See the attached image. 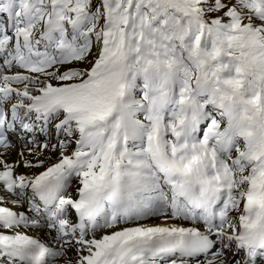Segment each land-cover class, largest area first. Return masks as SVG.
<instances>
[{
	"label": "snow or ice",
	"instance_id": "obj_1",
	"mask_svg": "<svg viewBox=\"0 0 264 264\" xmlns=\"http://www.w3.org/2000/svg\"><path fill=\"white\" fill-rule=\"evenodd\" d=\"M60 261L264 264V0H0V264Z\"/></svg>",
	"mask_w": 264,
	"mask_h": 264
}]
</instances>
